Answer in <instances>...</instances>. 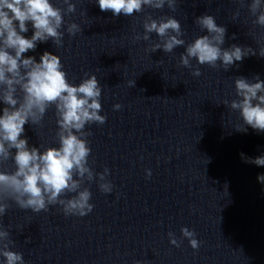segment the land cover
Instances as JSON below:
<instances>
[{"label": "clouds", "instance_id": "clouds-1", "mask_svg": "<svg viewBox=\"0 0 264 264\" xmlns=\"http://www.w3.org/2000/svg\"><path fill=\"white\" fill-rule=\"evenodd\" d=\"M67 13L75 11V5L64 0ZM101 12H111L114 17L132 16L145 6L162 9L165 4L170 9L176 6V0H96ZM249 10L256 19L253 24L264 27V0H252ZM238 15V13H236ZM207 35L196 37L188 43L180 55V63L191 68L195 59L200 65L216 67L219 62L227 71L236 62L249 55H256V50L236 44L223 48L226 28L216 23L212 15H201L195 21ZM31 23L33 34L30 38L24 34L29 31ZM64 14L51 0H0V102L5 107L0 114V164L11 159L14 170H0V217L9 208L6 202L11 200L22 210L34 213L47 211L51 205H60L65 216H85L93 209L90 203L91 192L81 189L86 178L92 181L93 171L88 166L91 148L86 137V125L104 124L106 116L101 115L100 97L102 86L95 75L88 76L77 84L70 83L63 70L60 56L45 51L36 60L34 56H25L35 51L37 42L52 40L54 46H62L64 32ZM143 40L148 41L150 34L155 33L160 42L152 45L151 50H163L171 53L177 47L184 46V33L180 22L171 16L153 19L148 17L144 23ZM67 33L75 36L82 31L76 23L67 25ZM235 38V36H233ZM141 39L140 36L136 37ZM264 57V48L258 51ZM193 76L201 75L200 69L192 72ZM254 81V82H253ZM253 81L245 77H237L234 81L238 99L224 104L232 110H238L243 127L237 131H247L245 125L264 132V80L259 76ZM135 83V82H134ZM17 92L22 93L17 96ZM55 106L57 122L58 147H48L43 151L30 146L24 136L25 125H38L46 111ZM121 108L120 104L113 106ZM23 137V138H22ZM13 149L15 152L13 153ZM245 162L264 167V155L246 158ZM108 169L97 174L99 188L104 193L112 191L110 182H106ZM148 175H151L150 170ZM264 183V174L257 177ZM68 193H75L70 198ZM183 237L188 238L193 249L199 247L195 232L187 227L181 229ZM9 232L0 226V257L3 264H25L22 253L10 250ZM170 242L179 246L173 233L168 234Z\"/></svg>", "mask_w": 264, "mask_h": 264}]
</instances>
